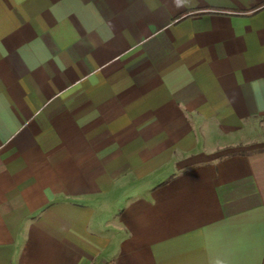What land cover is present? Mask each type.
I'll use <instances>...</instances> for the list:
<instances>
[{
	"label": "crops",
	"instance_id": "obj_1",
	"mask_svg": "<svg viewBox=\"0 0 264 264\" xmlns=\"http://www.w3.org/2000/svg\"><path fill=\"white\" fill-rule=\"evenodd\" d=\"M264 0H0V264H263Z\"/></svg>",
	"mask_w": 264,
	"mask_h": 264
},
{
	"label": "clouds",
	"instance_id": "obj_2",
	"mask_svg": "<svg viewBox=\"0 0 264 264\" xmlns=\"http://www.w3.org/2000/svg\"><path fill=\"white\" fill-rule=\"evenodd\" d=\"M218 264H221V262H218Z\"/></svg>",
	"mask_w": 264,
	"mask_h": 264
},
{
	"label": "trees",
	"instance_id": "obj_3",
	"mask_svg": "<svg viewBox=\"0 0 264 264\" xmlns=\"http://www.w3.org/2000/svg\"><path fill=\"white\" fill-rule=\"evenodd\" d=\"M263 264H264V260H263Z\"/></svg>",
	"mask_w": 264,
	"mask_h": 264
}]
</instances>
